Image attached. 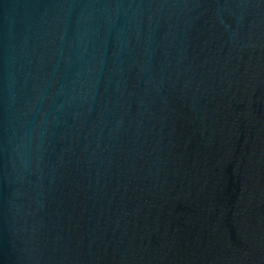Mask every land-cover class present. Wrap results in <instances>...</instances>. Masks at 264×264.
Instances as JSON below:
<instances>
[{
	"label": "water",
	"instance_id": "95a60500",
	"mask_svg": "<svg viewBox=\"0 0 264 264\" xmlns=\"http://www.w3.org/2000/svg\"><path fill=\"white\" fill-rule=\"evenodd\" d=\"M0 264H118L0 82Z\"/></svg>",
	"mask_w": 264,
	"mask_h": 264
}]
</instances>
